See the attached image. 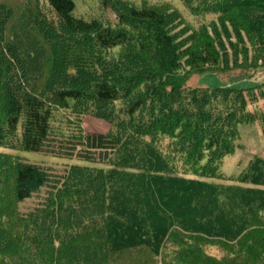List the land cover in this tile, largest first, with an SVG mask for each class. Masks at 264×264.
I'll list each match as a JSON object with an SVG mask.
<instances>
[{"label": "trees", "instance_id": "trees-1", "mask_svg": "<svg viewBox=\"0 0 264 264\" xmlns=\"http://www.w3.org/2000/svg\"><path fill=\"white\" fill-rule=\"evenodd\" d=\"M30 1L0 3V147L95 165L0 153V264H264V161L222 171L256 87H186L264 67V0H181L216 16L199 29L168 4L101 0L104 26L73 0Z\"/></svg>", "mask_w": 264, "mask_h": 264}, {"label": "rangeland", "instance_id": "rangeland-1", "mask_svg": "<svg viewBox=\"0 0 264 264\" xmlns=\"http://www.w3.org/2000/svg\"><path fill=\"white\" fill-rule=\"evenodd\" d=\"M75 8V16L81 18H92L100 21L102 25H115L116 15L112 8L109 6L105 7L101 4V0H73ZM133 4H139L140 2L162 5L168 4L173 9L179 11L182 14L184 22L192 29H199L201 25L208 24L211 20L215 21L216 16L207 15H195L190 8L185 6L181 0H126ZM14 8L32 6L33 4L30 0H0V3ZM43 12L50 19H55V15L51 12L49 5L42 1L39 2ZM114 5V2H112ZM19 6V7H20ZM216 14V13H215ZM19 18L15 15L10 21V25L13 26L14 23L18 22ZM11 29V28H10ZM13 31V29H11ZM251 54V53H250ZM250 57H252L250 55ZM239 64H244V59L240 58ZM36 66H39L40 61L35 62ZM252 61L249 59V63L246 68L240 69L232 66L230 70L220 72L217 74H203V75H193L188 78L186 87L196 88V87H234L241 89H250L245 92V99L247 103V108L245 104L243 105V111H250L255 114L256 122L252 125L241 124L238 127V138L236 143L238 148L235 150L234 154L228 156L223 161L222 171L226 176H236L245 170L251 161L261 159L264 161V67H260L261 63L257 67L253 68L251 64ZM234 67V68H233ZM244 97V96H243ZM239 111H235L234 114L239 116ZM233 123V122H232ZM83 130L87 134H107L110 130V126L107 122L97 119L94 117H87L82 126ZM0 153L11 154L17 156L23 160H26L33 164H40L45 166H53L55 170L63 169L70 165H80V166H92L95 163H90L80 160H69L67 158H55L50 155L29 153L23 151L8 150L0 147ZM235 184V183H233ZM33 208V204L27 201L21 205V209ZM222 209L225 211H231V209L225 204H216V209ZM228 208V209H227ZM232 212V211H231ZM209 245V244H208ZM213 245L217 247L214 242ZM209 251L215 256L218 254L217 249L210 245L207 246ZM219 258V257H218ZM173 264H183L181 262H174Z\"/></svg>", "mask_w": 264, "mask_h": 264}]
</instances>
